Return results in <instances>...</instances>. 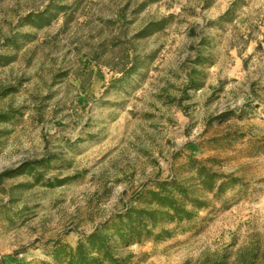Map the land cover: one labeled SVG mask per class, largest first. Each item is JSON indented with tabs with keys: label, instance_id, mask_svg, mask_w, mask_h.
Returning <instances> with one entry per match:
<instances>
[{
	"label": "rangeland",
	"instance_id": "1",
	"mask_svg": "<svg viewBox=\"0 0 264 264\" xmlns=\"http://www.w3.org/2000/svg\"><path fill=\"white\" fill-rule=\"evenodd\" d=\"M144 1L69 0L36 29L49 0H0V174L41 161L0 178V264H59L55 244L172 178L206 206L120 257L264 264V0ZM190 157L237 184L198 185Z\"/></svg>",
	"mask_w": 264,
	"mask_h": 264
},
{
	"label": "trees",
	"instance_id": "2",
	"mask_svg": "<svg viewBox=\"0 0 264 264\" xmlns=\"http://www.w3.org/2000/svg\"><path fill=\"white\" fill-rule=\"evenodd\" d=\"M67 1L69 0H49L41 11L30 13L26 19H29L32 27L36 29L48 27L67 9ZM151 1L154 0H146L138 7L142 10ZM226 14L228 15V10ZM165 22L166 20L148 22L135 37L143 39L161 31ZM230 113H221L209 121L227 117ZM9 118L7 114L0 113V121ZM207 162L208 160L193 157L187 162V170L198 185L221 194L228 186L237 184L236 178L213 172L206 166ZM39 164L41 161L29 162L15 170L3 172L0 178L11 177L20 169ZM138 198L142 199L141 206L130 204L122 212L95 227L77 241L74 247L55 244L54 255L60 260L59 264H131L130 255L120 257L117 254L118 249H125L149 238L155 242L163 241L172 235L163 224L189 221L199 209L206 206V202L192 196L189 186L175 178L156 181L151 188L139 192Z\"/></svg>",
	"mask_w": 264,
	"mask_h": 264
},
{
	"label": "crops",
	"instance_id": "3",
	"mask_svg": "<svg viewBox=\"0 0 264 264\" xmlns=\"http://www.w3.org/2000/svg\"><path fill=\"white\" fill-rule=\"evenodd\" d=\"M222 1H228V2L233 3L235 0H222ZM231 3H230V4H231Z\"/></svg>",
	"mask_w": 264,
	"mask_h": 264
}]
</instances>
